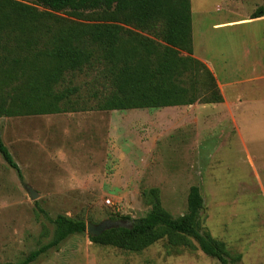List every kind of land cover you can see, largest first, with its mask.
<instances>
[{"label": "rangeland", "instance_id": "1", "mask_svg": "<svg viewBox=\"0 0 264 264\" xmlns=\"http://www.w3.org/2000/svg\"><path fill=\"white\" fill-rule=\"evenodd\" d=\"M13 1L32 8L49 30L54 18L95 25L91 20L100 14L86 12L87 20L54 14L49 20L51 13L33 0ZM234 1L190 4L192 28L200 40L197 53L211 59V74L228 85L226 98L240 99L243 133L223 128L231 121V103L221 105L217 115L209 109L212 104H194L0 118V139L22 175L20 180L0 156V264H20L51 242V220L57 215L85 225L118 221L120 215L144 217L153 208L152 190L161 209L177 218L186 212L192 186L203 198L201 229L231 256L240 255L237 264H264V22L250 19L264 3ZM215 24L224 25L212 28ZM4 37L0 81L13 59H32L34 52L16 48ZM95 76L67 74L65 82L87 98L100 94ZM26 188L37 194L35 200ZM174 240L165 237L133 253L96 244L85 232L69 236L30 264H218L193 239Z\"/></svg>", "mask_w": 264, "mask_h": 264}, {"label": "trees", "instance_id": "2", "mask_svg": "<svg viewBox=\"0 0 264 264\" xmlns=\"http://www.w3.org/2000/svg\"><path fill=\"white\" fill-rule=\"evenodd\" d=\"M33 1L51 13L49 20L65 13L87 20L84 13L98 12L99 17L91 20L98 23L69 25L54 18L53 30H49L32 8L0 0V41L6 35L16 48L34 51L32 59H13L2 71L0 118L222 103L215 78L192 56L190 0ZM260 17H264V6L251 15V19ZM40 44L45 46L36 49ZM83 72H96L100 94L83 98L79 88L65 82L67 74ZM90 101L93 105L88 106ZM0 156L22 180L1 139ZM150 195L153 208L147 215L137 219L117 216L128 227L89 236L90 241L138 253L165 237L175 242L176 236H182L193 239L199 251L218 264L240 261V255L231 256L222 242L201 229L203 198L197 186L189 189L186 212L177 218L161 209L155 190ZM51 223L55 227L51 242L20 264H30L69 236L86 232L84 222L63 215Z\"/></svg>", "mask_w": 264, "mask_h": 264}, {"label": "crops", "instance_id": "3", "mask_svg": "<svg viewBox=\"0 0 264 264\" xmlns=\"http://www.w3.org/2000/svg\"><path fill=\"white\" fill-rule=\"evenodd\" d=\"M233 2H235L234 0H231ZM264 3V0H262V4ZM259 7H262L259 6ZM253 14V13H252ZM251 19V17H250ZM250 19H248V22H264V17H260L258 19H251L252 21H250ZM191 22H192V14H191ZM239 21H236V22H229V23H226V24H234V23H237ZM224 24H215L212 26V28H217L219 26H222ZM200 35H202V32H199ZM200 42L199 40V36L196 37V32H194L193 28H192V51H193V58L199 60L200 62H202L206 67L207 69L212 72V74L214 75L213 73V66H212V63H211V59L207 58L205 56V53H203V55H201L200 53H197V50H196V47H198V43ZM215 77V76H214ZM216 79V82L218 83V88H220V93L222 98H223V101L222 103H219V104H212V107L213 108H209L210 111H213L214 113H216V115L221 112V105H224V104H228V103H231V109L228 111L229 114H230V120L232 121V124H229L230 122H228V124L226 126H224L223 128H226V127H232V129L234 131H236L237 133H243L242 132V127H241V124H242V117H241V114L239 113V108H238V105L237 103H240V99L239 101H236V100H231L229 101L226 96H225V93H224V88L227 87L228 85H225V84H221L217 78L215 77ZM207 106V105H206ZM232 125V126H231ZM226 129H224L225 131Z\"/></svg>", "mask_w": 264, "mask_h": 264}, {"label": "water", "instance_id": "4", "mask_svg": "<svg viewBox=\"0 0 264 264\" xmlns=\"http://www.w3.org/2000/svg\"><path fill=\"white\" fill-rule=\"evenodd\" d=\"M27 192L29 193L30 199L35 200L37 198V194L32 191L30 188H26ZM118 227H128L126 223L122 221H111V220H106L103 221L99 224H91L88 223L86 224V233L90 237H98L105 231L115 229Z\"/></svg>", "mask_w": 264, "mask_h": 264}]
</instances>
